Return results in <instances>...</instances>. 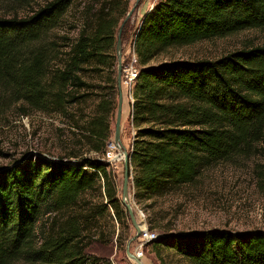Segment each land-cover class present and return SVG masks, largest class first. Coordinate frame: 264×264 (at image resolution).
I'll return each instance as SVG.
<instances>
[{"label":"trees","instance_id":"trees-1","mask_svg":"<svg viewBox=\"0 0 264 264\" xmlns=\"http://www.w3.org/2000/svg\"><path fill=\"white\" fill-rule=\"evenodd\" d=\"M34 1L0 0V97L6 104L23 100L32 109L63 113L95 99L82 131L92 149L103 152L116 108V28L128 0L86 5L75 38L56 32L73 0ZM247 28L264 29V0H157L145 14L135 36L140 69L130 113L136 200L194 182L203 166L263 136L264 44L216 59L146 66L171 47ZM108 166L72 154L28 156L1 168L0 264H110L86 251L95 240L88 227L111 212L117 246L129 239L128 211ZM152 245L157 252L172 248L191 264H264L260 230L163 235Z\"/></svg>","mask_w":264,"mask_h":264},{"label":"rangeland","instance_id":"rangeland-1","mask_svg":"<svg viewBox=\"0 0 264 264\" xmlns=\"http://www.w3.org/2000/svg\"><path fill=\"white\" fill-rule=\"evenodd\" d=\"M45 1L49 0H35L33 6L41 5ZM99 1L101 0H73L66 14V20L56 32L59 35L66 33L68 37L75 38L84 7L90 3L97 4ZM134 1L128 0V11ZM156 1L140 0L121 26L122 68L134 64L139 71L135 36L145 14ZM125 16L120 19L116 28V38ZM262 44H264V29H241L222 37L171 47L149 60L146 66L178 59L191 61L216 59L235 50ZM133 53L136 59L134 61ZM116 67L117 61H115V69ZM83 77L92 83H97V77L92 76L91 73H85ZM122 78L121 72V80ZM134 84L132 88H127L126 92L122 87L121 140L128 153L131 152L136 133L130 116ZM117 101L118 90L115 112L110 121V140L103 152H99L92 149L91 143L82 131V123L86 116L92 113L95 99L88 98L80 104L70 105L67 107V112L63 113L52 108L32 109L23 100L6 104L0 97V169L13 161H23L28 156L33 159L47 157L52 160L61 156L68 158L72 154L78 157H95L105 161L109 165L107 170L111 169L115 174V184L121 200L124 154L119 152L114 144H110L113 143ZM75 121H78L79 127ZM143 125L145 124L140 126L144 127ZM131 171L130 167V180ZM89 197L93 198L92 195ZM129 197L137 222L144 226L143 231L145 229L154 231L158 237L212 229H224L233 233L255 230L264 232V134L261 139L251 142L248 147L203 166L192 183L182 184L168 192H155L137 200L131 186ZM122 206L126 208L123 203ZM49 216V214L42 215L41 220ZM129 225L127 232L130 238L135 234V229L130 221ZM118 231V224L112 212L110 216L105 214L97 218L95 223L88 227V235L94 236L95 240L87 248V253L102 257L110 264H137L126 253L128 240L123 247L117 246ZM101 232L104 236L102 241H99ZM141 236L142 234L130 244L129 250L135 255L136 251L141 249V256L138 258L135 255V257L140 261L142 259L144 264H191L172 248L155 251L152 241H141Z\"/></svg>","mask_w":264,"mask_h":264},{"label":"water","instance_id":"water-1","mask_svg":"<svg viewBox=\"0 0 264 264\" xmlns=\"http://www.w3.org/2000/svg\"><path fill=\"white\" fill-rule=\"evenodd\" d=\"M139 1L140 0H135L134 4L130 8V10L127 12L124 20L122 21V23L120 25L119 30H118L116 43H115V52H116V61H117V67H116V83L117 84H116V86H117V90H118V101H117L116 118H115V124H114L113 144L116 147H120L124 153L123 178H122V188H121L122 200L125 198L126 199L129 198V189L132 186V184H131V180H130L129 153L126 151L124 145L122 144V140H121V119H122V92H121L122 62H121V55H122V53H121L120 31H121V26L125 23L127 18L133 12L135 7L138 5ZM125 207L128 211V216H129V220L131 222V225L135 229V234L128 239V242L126 244V253L129 257H131L133 260H135L137 262V264H143L129 250L130 244L133 241H135L142 234L143 227L137 222V219H136L135 213L133 212L131 204L125 203ZM157 238H158V236H157Z\"/></svg>","mask_w":264,"mask_h":264},{"label":"built area","instance_id":"built-area-1","mask_svg":"<svg viewBox=\"0 0 264 264\" xmlns=\"http://www.w3.org/2000/svg\"><path fill=\"white\" fill-rule=\"evenodd\" d=\"M132 52H133V49H132ZM134 53L132 55V60H136L134 59ZM137 72H138V68L134 65V64H129V65H126V66H123L122 68V80H121V83L124 84L127 88H132L133 84H134V81H135V78H136V75H137ZM113 144V143H111ZM158 236V234L154 231H151V230H148V229H145L142 233V236L140 238L141 241H144V242H151L153 241L154 239H156ZM142 252H141V249L140 251H136L135 255L139 258L141 256Z\"/></svg>","mask_w":264,"mask_h":264},{"label":"bare ground","instance_id":"bare-ground-1","mask_svg":"<svg viewBox=\"0 0 264 264\" xmlns=\"http://www.w3.org/2000/svg\"><path fill=\"white\" fill-rule=\"evenodd\" d=\"M123 85V87L125 88V90L127 89V87L124 85V84H122ZM115 147V146H114ZM119 152H122L123 153V151H122V149L120 148V147H115ZM124 154V153H123ZM121 201H122V203L124 204V206H125V203H129L130 204V197L129 198H125V199H123L122 200V198H121ZM141 226H142V224H141ZM144 227V226H143ZM141 261H142V259H141ZM142 263H143V261H142ZM144 264V263H143Z\"/></svg>","mask_w":264,"mask_h":264},{"label":"crops","instance_id":"crops-1","mask_svg":"<svg viewBox=\"0 0 264 264\" xmlns=\"http://www.w3.org/2000/svg\"><path fill=\"white\" fill-rule=\"evenodd\" d=\"M122 87H123V85L121 84V92L123 91V88H124V87H123V88H122ZM124 89H125V88H124ZM125 92H126V90H125ZM122 94H123V93H122ZM122 112H123V103H122Z\"/></svg>","mask_w":264,"mask_h":264}]
</instances>
